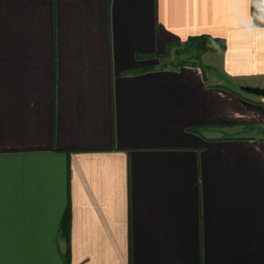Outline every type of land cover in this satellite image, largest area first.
<instances>
[{
	"label": "crops",
	"instance_id": "0c3cea01",
	"mask_svg": "<svg viewBox=\"0 0 264 264\" xmlns=\"http://www.w3.org/2000/svg\"><path fill=\"white\" fill-rule=\"evenodd\" d=\"M201 34L223 49L171 64ZM240 85L264 88V0H0V264H264Z\"/></svg>",
	"mask_w": 264,
	"mask_h": 264
},
{
	"label": "trees",
	"instance_id": "16d2710c",
	"mask_svg": "<svg viewBox=\"0 0 264 264\" xmlns=\"http://www.w3.org/2000/svg\"><path fill=\"white\" fill-rule=\"evenodd\" d=\"M174 47V55L176 57L184 56L183 58H177L175 62L171 61L173 65L190 64L203 67L201 57L206 52L221 51L223 44L220 40L212 38L208 35L201 34L195 36H189L182 43H170L166 46L165 55H169V50ZM61 229L63 232H67L68 229V214L64 213L61 222Z\"/></svg>",
	"mask_w": 264,
	"mask_h": 264
},
{
	"label": "water",
	"instance_id": "95a60500",
	"mask_svg": "<svg viewBox=\"0 0 264 264\" xmlns=\"http://www.w3.org/2000/svg\"><path fill=\"white\" fill-rule=\"evenodd\" d=\"M239 90L248 94L264 97V88L240 85Z\"/></svg>",
	"mask_w": 264,
	"mask_h": 264
},
{
	"label": "rangeland",
	"instance_id": "374dc122",
	"mask_svg": "<svg viewBox=\"0 0 264 264\" xmlns=\"http://www.w3.org/2000/svg\"><path fill=\"white\" fill-rule=\"evenodd\" d=\"M183 57H184V56L176 57V56L174 55V47L171 48V49L169 50V59H170V61L175 62V60H176L177 58H183Z\"/></svg>",
	"mask_w": 264,
	"mask_h": 264
}]
</instances>
